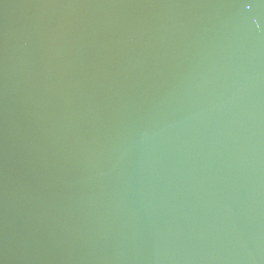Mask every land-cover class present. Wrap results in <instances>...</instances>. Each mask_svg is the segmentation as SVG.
<instances>
[{
    "label": "water",
    "instance_id": "obj_1",
    "mask_svg": "<svg viewBox=\"0 0 264 264\" xmlns=\"http://www.w3.org/2000/svg\"><path fill=\"white\" fill-rule=\"evenodd\" d=\"M0 264H264V0H0Z\"/></svg>",
    "mask_w": 264,
    "mask_h": 264
}]
</instances>
